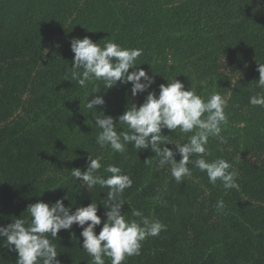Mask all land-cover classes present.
<instances>
[{
  "label": "trees",
  "instance_id": "1",
  "mask_svg": "<svg viewBox=\"0 0 264 264\" xmlns=\"http://www.w3.org/2000/svg\"><path fill=\"white\" fill-rule=\"evenodd\" d=\"M86 36L101 46L112 41L142 50L129 72L143 68L155 83L135 97L131 82L106 91L97 81L79 87L71 41ZM258 62L264 63V0H0V225L28 217L29 204L68 197L64 204L73 212L99 204V234L108 189L89 192L71 175L74 168L87 170L90 153L101 157L98 174L107 178L104 167L113 164L133 180L122 212L131 217L139 209L166 225L123 264H264V107L249 102L264 95L256 87ZM175 78L202 98L226 99V142L210 138L205 158L230 162L237 188L212 185L192 165V175L177 183L151 148L129 145L122 155L96 144L95 116L118 117ZM96 87L101 92L93 94ZM96 95L105 104L90 110L86 104ZM162 134L181 143L190 135L166 128ZM81 231L74 224L56 239L49 235L61 264H90ZM3 244L0 238V264H15L18 254Z\"/></svg>",
  "mask_w": 264,
  "mask_h": 264
},
{
  "label": "clouds",
  "instance_id": "2",
  "mask_svg": "<svg viewBox=\"0 0 264 264\" xmlns=\"http://www.w3.org/2000/svg\"><path fill=\"white\" fill-rule=\"evenodd\" d=\"M71 49L74 53L73 80L81 88L86 89L89 83L97 81L103 82L106 91L118 82H131V95L135 97L155 83L154 76H150L143 68L129 72L130 68L135 69L137 66L142 54L140 49L123 48L112 41L101 46L87 36L73 38ZM257 71L259 79L256 87L264 89V63L258 62ZM167 81L159 85L158 95L155 90L148 92L142 104H130L118 117L103 112L95 116V124L101 130L96 136V144L100 148L110 146L114 152L122 155L129 145L138 152L151 148L156 154L154 157L159 158V166L170 165L171 176L177 183L192 175L189 167L192 165L206 172L212 185L219 181L225 190L237 188V173L230 162L223 158L213 161L205 158L210 155L207 149L210 138L226 142L221 135L222 125L228 122L224 110L226 99L219 93H213L205 99L196 93L193 85L186 89L185 84L177 78ZM200 84L206 86L207 81L202 80ZM92 92L100 93L101 89L96 87ZM249 102L253 106L264 107V95H253ZM104 104V97L96 95L88 99L86 107L92 110ZM117 125L121 127L118 129ZM165 128L173 133L178 130L181 134L190 135H187L186 142H176L169 139V135L162 134ZM167 144L175 148L165 146ZM177 153L181 157L179 161L176 159ZM144 163L150 164L151 159ZM101 168V157L94 158L89 153L87 170L74 168L71 172L72 177L79 180L89 192L97 185L108 189L101 202L106 219L99 234L96 228L101 225L102 217L98 215V203L92 201L87 206L76 207L73 212L71 206L66 207L64 204V199L68 197L57 199L51 204L37 201L28 205V217L16 218L6 226L0 225L3 246L18 254L15 264H61L58 259L60 252L56 244L50 241L49 235L56 239L61 230H71L74 224L82 229V249L92 258L90 264H105V257L110 258L111 264H123L128 257L141 254L143 242L147 238L156 237L166 230V225L144 216L139 209L132 208L131 217L122 212L127 202L123 198L124 192L132 186L133 180L116 165L104 167V172L111 174L107 178L98 174ZM217 208H224L223 200L217 202Z\"/></svg>",
  "mask_w": 264,
  "mask_h": 264
}]
</instances>
